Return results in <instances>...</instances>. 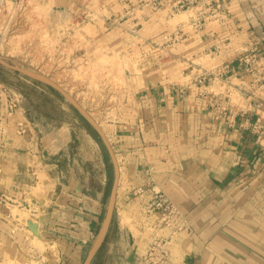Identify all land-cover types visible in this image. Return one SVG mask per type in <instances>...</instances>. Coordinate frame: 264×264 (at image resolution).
Wrapping results in <instances>:
<instances>
[{
	"label": "crops",
	"instance_id": "obj_1",
	"mask_svg": "<svg viewBox=\"0 0 264 264\" xmlns=\"http://www.w3.org/2000/svg\"><path fill=\"white\" fill-rule=\"evenodd\" d=\"M138 1L119 0L105 27L125 32L112 46L157 62L126 73L106 104L103 142L77 117L33 114L30 90L46 88L0 78V264H238L232 254L264 264L255 243L228 235L255 222L257 207L264 220V0H229L224 22L184 34L131 11ZM153 190L188 219L162 258L149 255L151 229L168 235L160 213L145 210Z\"/></svg>",
	"mask_w": 264,
	"mask_h": 264
},
{
	"label": "rangeland",
	"instance_id": "obj_2",
	"mask_svg": "<svg viewBox=\"0 0 264 264\" xmlns=\"http://www.w3.org/2000/svg\"><path fill=\"white\" fill-rule=\"evenodd\" d=\"M118 2L119 0H0V57L31 68L57 83L69 92L99 128L104 130V121L110 114L106 110V104L112 102L115 92L124 87L126 73L150 69L152 64L157 62L151 59L147 52L145 56H141L139 52V57L136 58L135 47H125L123 43L122 46L111 45L125 39V32L105 27L106 17L112 10L117 11ZM69 8L75 9L77 14L72 15ZM191 15L190 11L172 18L158 14L152 19L160 29H178L182 25L187 31L191 30L188 26ZM159 30L158 35L165 33ZM0 78L18 84L25 82L22 78H26L46 88L47 93L42 91V94L31 88L29 100L33 106V114L47 112L49 116L61 122L71 120L72 116L77 117L82 125L103 142L98 130L61 90L2 62ZM259 135L264 142V132H259ZM179 209L181 210L180 207ZM257 211L255 222H248L245 216L243 219L247 222L238 224V233L235 231L237 227L233 225V230H229L228 235H233L235 241H239L241 245L251 247L255 243L256 252L262 253L264 238L259 235L264 232V220L263 216L259 215L260 207H257ZM181 212L185 216L182 210ZM185 218L188 224V219L186 216ZM183 228L184 226H181L176 229L171 242ZM170 232L168 229V234ZM151 233L160 234L154 227ZM223 243L225 252H230V246L235 250L231 241L224 239ZM33 245L43 247L35 238ZM232 255L238 264H248L243 255L238 256L239 259L235 254ZM263 258L262 254L255 256L256 260ZM104 260L102 253L97 263ZM223 263L228 264L226 260Z\"/></svg>",
	"mask_w": 264,
	"mask_h": 264
},
{
	"label": "built area",
	"instance_id": "obj_3",
	"mask_svg": "<svg viewBox=\"0 0 264 264\" xmlns=\"http://www.w3.org/2000/svg\"><path fill=\"white\" fill-rule=\"evenodd\" d=\"M17 1V0H12ZM229 0H139L129 9L132 11L135 7L140 9L145 17H155L162 14L165 18H172L183 12H192L189 27L191 30H202L212 22L222 23L229 16ZM185 28L180 25L178 30L182 34L186 33ZM181 33V32H179ZM221 45L218 44L211 49L212 52H219ZM258 56L255 51H250L244 56L246 70L254 72V66L257 63ZM264 132V126H261L259 132ZM147 212H159L160 220L171 232L168 235L153 234V240L150 244V257H164V249L172 240L173 233L181 226L187 227V220L179 207L172 202L163 191L153 190L150 200L145 205Z\"/></svg>",
	"mask_w": 264,
	"mask_h": 264
},
{
	"label": "water",
	"instance_id": "obj_4",
	"mask_svg": "<svg viewBox=\"0 0 264 264\" xmlns=\"http://www.w3.org/2000/svg\"><path fill=\"white\" fill-rule=\"evenodd\" d=\"M0 62H2L3 64L13 68V69H16V70H19L29 76H32L33 78H36L38 80H41L59 90H61L66 96L67 98L80 110V112L82 113V115L98 130V132L104 137V133L103 131L99 128V126L97 125V123L94 121V119H92L88 113L85 111V109L79 104V102L69 93L67 92L64 88H62L61 86H59L57 83L53 82L52 80H50L49 78L45 77L44 75L40 74L39 72L31 69V68H28V67H24V66H21V65H18V64H14V63H11L9 62L8 60H6L5 58H1L0 57ZM116 188H117V185L115 186L114 190H113V195L115 194V191H116ZM111 211H112V203L109 205V208H108V212H107V215H106V218H105V222L103 224V229H102V232L99 236V239L93 249V252L89 258V260H91L92 256L95 254L97 248L100 246L102 240H103V236H104V232L107 228V225L110 221V217H111ZM88 260V262H89Z\"/></svg>",
	"mask_w": 264,
	"mask_h": 264
}]
</instances>
